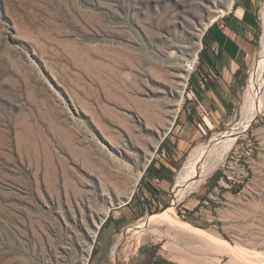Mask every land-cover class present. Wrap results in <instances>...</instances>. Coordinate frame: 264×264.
Masks as SVG:
<instances>
[{
  "label": "rangeland",
  "instance_id": "374dc122",
  "mask_svg": "<svg viewBox=\"0 0 264 264\" xmlns=\"http://www.w3.org/2000/svg\"><path fill=\"white\" fill-rule=\"evenodd\" d=\"M230 2L0 0V264H264V108L172 212L208 238L139 225L173 205L195 149L209 163L207 144L242 119L264 0L236 115L206 131L161 188L153 175L142 185L165 159L162 143L173 144L181 117L196 111L185 64L202 55L204 33ZM135 195L98 250L101 224Z\"/></svg>",
  "mask_w": 264,
  "mask_h": 264
},
{
  "label": "crops",
  "instance_id": "0c3cea01",
  "mask_svg": "<svg viewBox=\"0 0 264 264\" xmlns=\"http://www.w3.org/2000/svg\"><path fill=\"white\" fill-rule=\"evenodd\" d=\"M261 5L262 0H235L229 12L210 25L204 33L201 64L190 80L191 94L208 110L209 117L203 120L196 102L194 114L189 107L181 117V125L177 128L173 144H169L166 139L160 147L159 157L165 159L161 162L154 160L155 170H164L165 176L152 178L153 187L156 182L160 183V188L169 182L168 174H173V170L182 165L187 152L207 134L206 131L211 133L216 126L228 124L236 115L248 71L258 56ZM199 201L193 200L187 209L193 210ZM129 204L118 216L110 215L111 221L104 223L98 237V250L103 251L109 247L119 224L128 219V212L134 210L133 202Z\"/></svg>",
  "mask_w": 264,
  "mask_h": 264
},
{
  "label": "bare ground",
  "instance_id": "6f19581e",
  "mask_svg": "<svg viewBox=\"0 0 264 264\" xmlns=\"http://www.w3.org/2000/svg\"><path fill=\"white\" fill-rule=\"evenodd\" d=\"M234 3L235 1L231 0L228 10H230L233 7ZM217 20L218 17L212 21L214 23ZM186 73L189 75L188 71H186ZM263 108H264V11H263V36H262L261 57L259 61L256 63V65H254L253 71L249 79V87L245 96L244 105L242 107V119L229 130L221 133H217L207 144L205 148L206 150L205 152H207L208 154L209 153L212 154V160H210L209 163H207L206 160L198 161L199 159H197V157L201 153V150L200 147H197L195 149L194 155L188 161L187 171L183 173L184 174L183 177L179 178L174 188L175 201L173 205L170 208L158 214L149 215L146 221L139 224L140 228L143 229L144 227H148V226L150 227L151 225L157 226L159 223H167L173 226V228L176 227L177 229H181L182 231H184V233L205 238L208 235L207 231L206 234L204 230H201L190 223L187 222L184 223L182 221L179 222L174 220L172 217L173 214L172 212L175 206L178 203L182 202L188 196L189 192L198 188L204 180L212 176L218 170V168L227 160L226 158L229 156V153L234 148L235 142L239 137V135L245 133L249 129V127L255 121L259 112ZM211 239H213V237ZM225 245L227 246L226 243ZM227 248L229 249L228 246Z\"/></svg>",
  "mask_w": 264,
  "mask_h": 264
},
{
  "label": "built area",
  "instance_id": "2783aa9c",
  "mask_svg": "<svg viewBox=\"0 0 264 264\" xmlns=\"http://www.w3.org/2000/svg\"><path fill=\"white\" fill-rule=\"evenodd\" d=\"M214 23H212L211 25H213ZM201 50H202V48H201ZM200 64H201L200 52L197 53L194 57H192L185 64V70L188 71V73H189L188 84L190 82L191 76L198 71ZM188 96H189V99L191 101H195L197 103V106L201 112V116H202L203 120L206 121V119L209 117L208 110L204 107V105L194 95L192 96V94L190 93ZM225 180H227L228 182H232L235 179L231 174L225 173V176L223 177V181H225Z\"/></svg>",
  "mask_w": 264,
  "mask_h": 264
},
{
  "label": "trees",
  "instance_id": "16d2710c",
  "mask_svg": "<svg viewBox=\"0 0 264 264\" xmlns=\"http://www.w3.org/2000/svg\"><path fill=\"white\" fill-rule=\"evenodd\" d=\"M192 111H193V110H192ZM154 163H155V161H153V163H152V164L149 166V168L147 169L146 174H145V176H144V178H143V180H142V185H145L146 179H147V177H148L149 175H153L154 177H158V178H164V176H165V172H164V170H162V169H161V170H155ZM155 175H157V176H155ZM149 191H150V193L152 194V196H154V199H156L157 201L160 202V200H159V193L157 192V190H156V189H152V188L150 187ZM135 199H136V195H135L134 198L132 199L131 203L134 202ZM167 205H168V204H167ZM167 205H166V206H167ZM111 219H112V216H110V218L107 220V222H106L105 224H107L108 222H110ZM104 226H105V225L102 226L101 230H103ZM95 252H96V251H95Z\"/></svg>",
  "mask_w": 264,
  "mask_h": 264
},
{
  "label": "water",
  "instance_id": "95a60500",
  "mask_svg": "<svg viewBox=\"0 0 264 264\" xmlns=\"http://www.w3.org/2000/svg\"><path fill=\"white\" fill-rule=\"evenodd\" d=\"M132 199H133V196L131 197L130 200L126 201L123 205H121V206L118 207V208H121V207L124 206V205H128V204L132 201ZM109 217H110V214H109L108 217L105 219V221L101 224L100 228H102V226H103L104 223L109 219ZM99 230H100V229H99Z\"/></svg>",
  "mask_w": 264,
  "mask_h": 264
}]
</instances>
